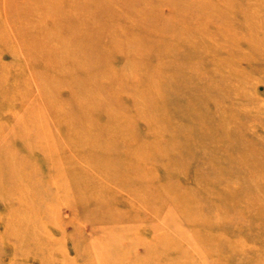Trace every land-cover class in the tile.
Segmentation results:
<instances>
[{
    "label": "rangeland",
    "instance_id": "obj_1",
    "mask_svg": "<svg viewBox=\"0 0 264 264\" xmlns=\"http://www.w3.org/2000/svg\"><path fill=\"white\" fill-rule=\"evenodd\" d=\"M0 264H264V0H0Z\"/></svg>",
    "mask_w": 264,
    "mask_h": 264
},
{
    "label": "bare ground",
    "instance_id": "obj_2",
    "mask_svg": "<svg viewBox=\"0 0 264 264\" xmlns=\"http://www.w3.org/2000/svg\"><path fill=\"white\" fill-rule=\"evenodd\" d=\"M106 50V49H105ZM108 50V49H107ZM117 67V66H116ZM78 163V162H77ZM47 227V226H46Z\"/></svg>",
    "mask_w": 264,
    "mask_h": 264
}]
</instances>
